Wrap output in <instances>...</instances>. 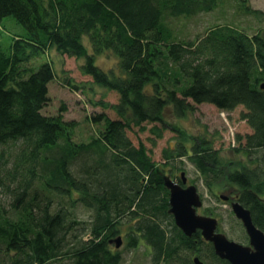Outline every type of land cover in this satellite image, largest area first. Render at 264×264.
I'll use <instances>...</instances> for the list:
<instances>
[{
    "label": "trees",
    "instance_id": "16d2710c",
    "mask_svg": "<svg viewBox=\"0 0 264 264\" xmlns=\"http://www.w3.org/2000/svg\"><path fill=\"white\" fill-rule=\"evenodd\" d=\"M224 1L0 0V264H120V247L110 242L118 237L130 248L147 245L153 264H194V256L229 264L198 230L185 235L168 211L164 176L179 181L184 167L175 162L184 159L215 198L232 189L264 232V21L253 33L219 23L192 39H177L168 22ZM235 1L264 18L249 0ZM7 16L17 29L1 25ZM53 50L80 60L104 97L118 95L115 103L89 100L116 117L87 115L92 133L81 141L64 106L43 112L58 77ZM60 82L79 89L69 76ZM202 103L244 108L252 132L236 135L231 158L205 130L190 133L178 122ZM135 128L156 139L170 130L174 145L156 161L127 135Z\"/></svg>",
    "mask_w": 264,
    "mask_h": 264
},
{
    "label": "rangeland",
    "instance_id": "374dc122",
    "mask_svg": "<svg viewBox=\"0 0 264 264\" xmlns=\"http://www.w3.org/2000/svg\"><path fill=\"white\" fill-rule=\"evenodd\" d=\"M249 3L251 8L264 12V0H249ZM257 20L264 21V18L259 19L252 14L242 12L235 0H225L221 5L218 4L209 12H200L190 17H173L168 22L177 39H192L197 34L204 33L210 26L219 23H231L235 26L241 24L250 33H253L260 25ZM1 25L8 30H15L18 27L10 16L3 18ZM8 39V34L2 32V40L5 42ZM49 57L52 59L50 61L53 62L58 77L49 84V101L43 108V112L45 114H56L59 108L64 106V119L76 120L79 123L76 140H84L92 133L91 126L86 124L87 115L104 111L110 117H116L112 110H105L100 106L92 105L89 100L96 102L103 97L104 101L115 103L118 100V95L110 92L104 97L102 89L91 82V77L80 72V60L61 55L54 50L50 52ZM42 58L45 60L44 57ZM110 62L111 59L102 60L104 65ZM65 75L71 77L79 85L78 91H71L60 82L61 77L63 78ZM243 110L242 106H238L233 110H221L211 104L202 103L196 106L195 112L189 115L187 119L184 121L179 120L178 122L187 127L190 133H198L205 130L207 135L214 141V148L220 150L223 157L231 158L234 155L232 148L238 146L236 135L244 136L252 132L251 127L241 118ZM127 135L134 143L141 139L148 149L152 150L151 156L156 161L162 160V149L168 147V145L173 146L175 141L174 134L170 130L163 132L162 138L159 139L154 138L148 130L139 132L137 128L133 132L128 131ZM153 138L156 139L155 146H152L149 140ZM176 163L178 164L177 166L184 167L188 181L197 187L201 195L203 204L197 209V213L206 214L207 211L204 213L205 209L210 208L214 213V217L218 218V231L224 233L231 240L247 245L248 241L244 229L232 213L230 205L216 199L208 192L202 179L198 178V174L188 161L184 159V163L181 164L179 160H176ZM172 179H175V176ZM219 192H224V189H219ZM87 214L88 211L84 208H81L78 213L82 219L88 218L86 217ZM119 251L122 256L120 264H153L151 262L150 248L147 245L143 246L140 243L137 248H130L125 243L122 244Z\"/></svg>",
    "mask_w": 264,
    "mask_h": 264
},
{
    "label": "water",
    "instance_id": "95a60500",
    "mask_svg": "<svg viewBox=\"0 0 264 264\" xmlns=\"http://www.w3.org/2000/svg\"><path fill=\"white\" fill-rule=\"evenodd\" d=\"M261 86L264 88V83ZM181 176L185 183L183 172ZM164 184L169 189V212L184 234L189 236L197 229L201 230L204 239L212 243L215 253L229 264H264V232L253 223L249 209L238 201L231 203L234 215L241 220L249 237V244L244 245L216 231L215 217L196 213V208L202 205V201L195 185L183 187L168 176L164 177ZM114 241L119 246L121 238ZM193 260L195 264H203L197 256Z\"/></svg>",
    "mask_w": 264,
    "mask_h": 264
},
{
    "label": "flooded vegetation",
    "instance_id": "af4514ba",
    "mask_svg": "<svg viewBox=\"0 0 264 264\" xmlns=\"http://www.w3.org/2000/svg\"><path fill=\"white\" fill-rule=\"evenodd\" d=\"M225 194V195H224ZM223 195V197H224V201L226 202V203H228L229 205L231 204V202L233 201V200H236V198H237V196L236 195H234L233 194V192H232V189H228V190H226L225 191V193H224ZM218 198V197H217ZM200 232V231H199ZM195 233V232H194ZM246 238H247V241L249 242V239H248V236L246 235Z\"/></svg>",
    "mask_w": 264,
    "mask_h": 264
},
{
    "label": "bare ground",
    "instance_id": "6f19581e",
    "mask_svg": "<svg viewBox=\"0 0 264 264\" xmlns=\"http://www.w3.org/2000/svg\"><path fill=\"white\" fill-rule=\"evenodd\" d=\"M168 198H169V195H168Z\"/></svg>",
    "mask_w": 264,
    "mask_h": 264
}]
</instances>
